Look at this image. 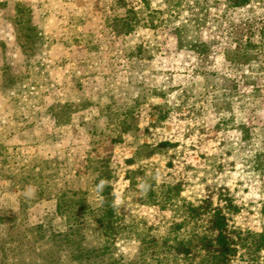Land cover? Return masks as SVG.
I'll return each instance as SVG.
<instances>
[{
    "label": "rangeland",
    "instance_id": "obj_1",
    "mask_svg": "<svg viewBox=\"0 0 264 264\" xmlns=\"http://www.w3.org/2000/svg\"><path fill=\"white\" fill-rule=\"evenodd\" d=\"M191 207L264 264V0H0V264H155Z\"/></svg>",
    "mask_w": 264,
    "mask_h": 264
},
{
    "label": "trees",
    "instance_id": "obj_2",
    "mask_svg": "<svg viewBox=\"0 0 264 264\" xmlns=\"http://www.w3.org/2000/svg\"><path fill=\"white\" fill-rule=\"evenodd\" d=\"M244 1L246 0H235V5ZM135 13L131 10L124 19L116 20L120 24L119 32H122L123 28H131L129 23L132 18L130 15ZM66 209L67 207L64 205H57L59 214H63ZM79 210H85V208L80 206ZM183 213L184 216L181 219V223H172L165 236L157 241H143V251L140 254L141 260H144L148 253H151L150 260L155 262V264H231L230 258L236 253L237 249H240L242 256H246L247 260L252 259L248 260L249 263H255L253 255L260 251L263 246L259 235L247 233V236L241 237L237 233V240L230 238V232L226 230L225 218L218 209L210 208L207 210L202 207H197V209L191 207L186 209V211L184 210ZM75 222L71 223L64 233L53 235V244L70 247L81 236L80 224ZM97 223L105 243V246L99 247L100 257L105 252L106 245L111 241V237L108 234L110 232V223L103 213ZM185 225H192L191 231L187 232L185 230L181 233V229ZM235 247H238L236 251ZM79 251L80 254L83 252L86 254L84 249ZM80 254L77 259L84 256ZM89 256L91 255L88 254L87 257ZM85 259L87 258L85 257Z\"/></svg>",
    "mask_w": 264,
    "mask_h": 264
}]
</instances>
